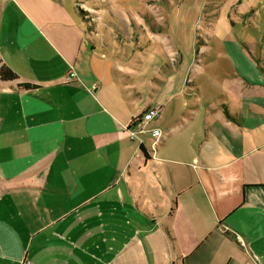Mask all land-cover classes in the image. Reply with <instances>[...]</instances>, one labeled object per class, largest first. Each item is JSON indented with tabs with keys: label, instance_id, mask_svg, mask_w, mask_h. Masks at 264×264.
Listing matches in <instances>:
<instances>
[{
	"label": "crops",
	"instance_id": "0c3cea01",
	"mask_svg": "<svg viewBox=\"0 0 264 264\" xmlns=\"http://www.w3.org/2000/svg\"><path fill=\"white\" fill-rule=\"evenodd\" d=\"M95 38L73 0H0V264H264V75L147 91Z\"/></svg>",
	"mask_w": 264,
	"mask_h": 264
},
{
	"label": "rangeland",
	"instance_id": "374dc122",
	"mask_svg": "<svg viewBox=\"0 0 264 264\" xmlns=\"http://www.w3.org/2000/svg\"><path fill=\"white\" fill-rule=\"evenodd\" d=\"M73 1L96 37V54L120 67L111 74L123 84L141 81L148 91L155 77L170 75L167 85L176 88L207 73L218 76V91H229L250 62L264 75V0ZM182 56L172 71L169 61Z\"/></svg>",
	"mask_w": 264,
	"mask_h": 264
},
{
	"label": "built area",
	"instance_id": "2783aa9c",
	"mask_svg": "<svg viewBox=\"0 0 264 264\" xmlns=\"http://www.w3.org/2000/svg\"><path fill=\"white\" fill-rule=\"evenodd\" d=\"M72 76L76 75L75 71L71 72ZM160 111H161V106H152L149 107L146 111H144L141 116H136L134 119V121H139V123H149L151 120H153L154 118L158 117L160 115ZM143 130V129H142ZM141 130V131H142ZM130 137H135L137 132L131 128H128Z\"/></svg>",
	"mask_w": 264,
	"mask_h": 264
},
{
	"label": "trees",
	"instance_id": "16d2710c",
	"mask_svg": "<svg viewBox=\"0 0 264 264\" xmlns=\"http://www.w3.org/2000/svg\"><path fill=\"white\" fill-rule=\"evenodd\" d=\"M0 77L2 79H15V78H18V74L12 70L8 65H2L0 67ZM20 86L23 87V88H33L35 86V84L33 83H29V82H22L20 83ZM136 119V118H134ZM142 148H144L143 145H141Z\"/></svg>",
	"mask_w": 264,
	"mask_h": 264
}]
</instances>
